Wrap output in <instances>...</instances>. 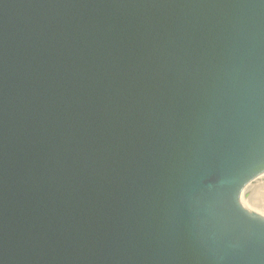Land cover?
Masks as SVG:
<instances>
[{"label": "water", "instance_id": "water-1", "mask_svg": "<svg viewBox=\"0 0 264 264\" xmlns=\"http://www.w3.org/2000/svg\"><path fill=\"white\" fill-rule=\"evenodd\" d=\"M264 0H0V264H264Z\"/></svg>", "mask_w": 264, "mask_h": 264}, {"label": "bare ground", "instance_id": "bare-ground-1", "mask_svg": "<svg viewBox=\"0 0 264 264\" xmlns=\"http://www.w3.org/2000/svg\"><path fill=\"white\" fill-rule=\"evenodd\" d=\"M262 187V190L257 193L256 195H253L256 190H253L255 188ZM253 191V192H252ZM255 191V192H254ZM259 192V191H258ZM243 200L247 206L252 208L253 210H256L258 212L264 213V179H261L259 182L254 184L252 187H250L243 195Z\"/></svg>", "mask_w": 264, "mask_h": 264}, {"label": "rangeland", "instance_id": "rangeland-1", "mask_svg": "<svg viewBox=\"0 0 264 264\" xmlns=\"http://www.w3.org/2000/svg\"><path fill=\"white\" fill-rule=\"evenodd\" d=\"M257 189V190H256ZM253 190H256V192L253 194V195H256L257 196V193H262V192H260V190H262V187L260 188V187H258V188H255V189H253ZM259 191V192H258ZM253 192V191H252Z\"/></svg>", "mask_w": 264, "mask_h": 264}]
</instances>
